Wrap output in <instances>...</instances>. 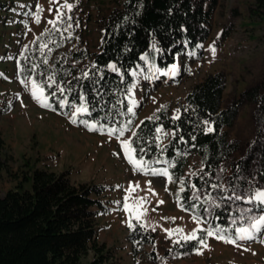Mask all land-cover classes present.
Listing matches in <instances>:
<instances>
[{
  "label": "trees",
  "instance_id": "trees-1",
  "mask_svg": "<svg viewBox=\"0 0 264 264\" xmlns=\"http://www.w3.org/2000/svg\"><path fill=\"white\" fill-rule=\"evenodd\" d=\"M96 3L98 10L104 13L95 20V29L89 25L92 9L87 2L75 6L85 16L78 18V27L70 29L74 38L81 41L98 31L100 39L94 51L88 46H78L68 52L62 50L70 39H64L60 46L49 42L52 51L47 55L48 64L44 65L45 57L40 55L38 44L51 40L59 43L60 40L59 33L47 36L44 32L23 56L29 57V67L32 63L39 64L37 72L44 71L45 77L54 72L57 82L65 88L63 94L57 93V97L50 100L56 111L69 113L72 105L87 102L90 115L81 114L80 119L90 123L99 121L107 127H122L130 118L132 123L134 120L120 112L126 113L130 106L131 93L136 86V77L131 73L144 64L141 57L147 56L156 66L168 68L176 64L177 56L197 52L198 45L209 36L211 8L207 9L200 0H97ZM10 5L0 2V10ZM17 7L21 8V4ZM255 7L254 13L264 19V0H255ZM4 58L9 59V56L2 54L0 48V62ZM111 64L119 71L113 72ZM20 65H25L23 57ZM84 72H88V78H84ZM0 74L4 75L5 70H0ZM25 75L35 74L18 72L21 79ZM259 89L244 91L239 100L249 98L258 102L261 114L255 120V140L242 157H236L241 145L231 141L226 131L234 124L240 102L223 107L225 80L219 73L207 76L186 95L179 106L178 120L173 119L176 114L162 108L152 116H159L158 120L144 118L134 130L137 136H131L138 159L142 156L149 162L159 159L175 163L169 172L184 208L210 220L213 226L232 228L233 218L237 220L236 226L244 224L246 220L241 221L240 214L246 202L229 197L252 195L255 189L264 187V95L259 94ZM60 98L68 101L64 108L59 106ZM158 126L165 132L176 133L174 137H162L166 140L161 145L163 151L154 141ZM209 126L212 132L207 131ZM140 148L145 152L141 153ZM5 150L6 141L0 133V180L7 166ZM255 165L256 179L253 177ZM149 166L168 167L165 163ZM181 181L183 192L180 191ZM193 184L195 189L191 187ZM107 189L96 183L75 184L68 171L57 173L31 167L15 189L4 197L0 195V264H82L90 253L93 259L89 264H113L110 262L112 251L98 238L99 218L112 212L105 201ZM197 189L199 200L192 198ZM213 200L218 207L212 206ZM192 205L198 207L193 209ZM256 208L260 211L264 205ZM205 209L211 215L206 216ZM133 223L138 224L136 220ZM129 239L133 253L138 255L139 247L155 245L157 234L137 226L135 232H130ZM178 249L194 252L192 243ZM151 256L155 259L156 252Z\"/></svg>",
  "mask_w": 264,
  "mask_h": 264
},
{
  "label": "rangeland",
  "instance_id": "rangeland-1",
  "mask_svg": "<svg viewBox=\"0 0 264 264\" xmlns=\"http://www.w3.org/2000/svg\"><path fill=\"white\" fill-rule=\"evenodd\" d=\"M96 1L68 0L74 5V12L69 13L73 17V26H76L78 18L85 16L75 6L87 2L92 9L89 25L95 29V20L104 13L98 10ZM200 1L207 9L211 8L208 38L198 45L195 55L189 53L177 56L178 74L175 77L159 73L154 75V69L150 68V65H154L155 69L163 73L171 66L161 68L152 60L144 61L136 71V86L131 93V99L137 103L131 131L135 130L141 120L152 117L162 108L176 114V109H179L186 95L209 75L219 73L224 77V108L239 104L241 94L254 87L260 88L259 94L264 95V19L254 13L255 0ZM0 2L11 4L9 8L0 10L1 53L13 57L4 58L0 62V70H5L0 78V133L6 141L7 160L6 170L0 180L2 197L17 187L31 167L50 169L57 173L68 171L75 184L96 183L108 188L105 201L112 212L99 218L98 238L100 243H104L112 251L110 262L113 264H264V244L258 241L241 242L243 248L249 249L244 251L243 248L209 237V249L204 250L203 255H197L195 251H180L178 246H184L173 243L178 237L174 235L169 238L164 229L182 228L185 234H189L197 227L206 228L208 225H197L192 219L193 213L181 208L182 202L175 184L168 182L165 177L135 172L115 137L89 131L79 122L71 123V113L66 115L40 107L20 82L22 79L18 76V67L25 54L24 46L27 45L29 49L37 37L51 28L47 20L55 16V11H48L49 0ZM38 3L45 9L40 24L35 23L34 17L25 15V12H35ZM18 4H21V8L17 7ZM15 8L19 11H15ZM74 36H71L62 50L68 52L78 46H88L94 51L99 44L100 34L96 30L84 41ZM211 46L215 47L214 55L210 51ZM145 76L150 78L145 79ZM260 115L258 102L249 98L240 102L234 124L226 128L231 141L241 145L237 158L242 157L248 145L254 142L255 120ZM131 136V132H126L122 139H131ZM253 177L257 178L256 165ZM149 181L152 192L149 191ZM130 183L139 184L140 190L132 194L133 199L129 203L134 204L136 197L147 198V214L142 217V222L150 230L155 228L154 232L157 234L155 245L139 247L141 251L138 255L133 253V245L129 239L132 231L127 226L129 214L123 211L124 197L127 195L125 189ZM260 190H264V187ZM159 201L164 203L160 204ZM246 204L243 211L252 209L254 205ZM253 209L249 215H264L256 205ZM165 217H175V220H166ZM241 226L246 227L247 221ZM153 251L156 252L155 259L151 256ZM92 259L93 253H90L82 264H89Z\"/></svg>",
  "mask_w": 264,
  "mask_h": 264
},
{
  "label": "snow or ice",
  "instance_id": "snow-or-ice-1",
  "mask_svg": "<svg viewBox=\"0 0 264 264\" xmlns=\"http://www.w3.org/2000/svg\"><path fill=\"white\" fill-rule=\"evenodd\" d=\"M50 7L48 8L49 12L55 11V16L52 19L47 20V24L51 26L50 29L46 30L44 35L47 36H54L55 34L59 33L60 40L59 43L56 40L51 41H45L38 44V50L40 52V55L45 57L42 60V63L44 65L48 64L47 55L51 53L52 49L48 47V43L51 42L53 44H56L57 46H60V44L63 43L64 39H71L72 33L70 29L73 28L72 20L73 17L69 14L72 12L74 5L68 0H49ZM45 9L42 5L39 3L36 5V11L35 12H27L25 15L34 17L35 23L40 24L42 21V16ZM76 26L78 27V21L76 23ZM31 31V29H29ZM64 33H68V36L65 37ZM38 41L41 39V37L36 38ZM155 48V45H153ZM200 47H203L200 45ZM45 49H47V52H45ZM24 51H28V46H24ZM210 51L215 54V47L211 46ZM190 55H195V53H190ZM9 59H13V57H9ZM142 60L147 61V56H142ZM23 60L25 61V65H19V61H17L19 67L18 71L20 73H34L35 75H25L24 79H22L20 82L24 84L25 88L29 90L31 98L35 100V102L44 109H50L52 111H56V108L54 107L53 103L50 102V100L53 97H57V93L63 94L65 92V88L61 86L60 83L57 82L55 79V73L49 74L45 77L44 71L37 72V69L40 68V65L37 63H32L31 66H27L29 57L23 56ZM93 68H96V65H92ZM110 69L113 72H118L119 69L116 67L115 64L109 65ZM151 69H154L153 74H163V75H170L172 77H175L178 74V66L176 64H173L171 68L163 73H160L159 69H155L154 65H150ZM142 71V70H141ZM190 72V70H189ZM132 76H137L138 73L136 71H132ZM35 76L43 77L41 80H37ZM84 78H88V72L83 73ZM0 77H3V74H0ZM145 79H149L150 77L145 76ZM30 83V87H29ZM54 87V90H53ZM50 91V95L48 92ZM129 92L131 93V89H129ZM66 105H68V101L66 99L60 98L59 99V106L61 108H64ZM137 107V103L135 100H132L130 102V106L127 107V112H120V115H130V117H135L136 113L134 111V108ZM164 107V106H162ZM72 112L69 115V119L71 123L84 125L89 131L93 132H100L101 134L106 133L109 137H115L116 140L120 142V146L123 150V155L127 159L128 163L133 166V169L135 172L143 173L146 176H153V177H165L167 178L168 182H172V175L169 172V168H174L175 163L170 162L168 160L161 161L159 159L152 160L151 162L146 161L141 158H137L136 152L137 149L133 147V140L132 139H122V137L125 136L126 132H131V135L133 137L137 136V133L134 131H131L132 129V119L130 118L126 123L123 124L122 127H107L104 124H100L99 121L95 122H89L88 120L79 119L78 117L81 114H89V108L87 105V102L83 105L76 106L72 105ZM180 110L176 109V116L173 117V119L178 120L180 118ZM67 115V113H65ZM149 120H158L159 116L149 117ZM143 123V122H141ZM205 124H208V121H204ZM136 127H139L137 125ZM208 132H212L213 128L211 126L207 129ZM176 135L175 132H165L162 126H158L155 128V136L154 141L157 143V147H161L163 140L162 137H168L172 136L174 137ZM137 139H139L137 137ZM164 149L161 147V151ZM140 152L144 153L145 149L140 148ZM179 155V153H177ZM159 164V163H165L168 165V167L165 168H154L150 167L149 164ZM149 183V191L152 192V189L150 187L151 181ZM181 187L180 191H185L183 187V181L180 182ZM117 187H120L117 185ZM193 189L196 188V186L193 184L191 185ZM213 188L217 187V185H212ZM140 190L139 184H129L128 188L125 189L127 195L124 197L123 202V211L127 212L129 214V219L127 222V226L130 230L133 232L136 231L137 226H139L142 230L147 231L146 225L142 222V217L147 214V209L145 208V205L147 204V198L146 197H136V202L134 204H130L129 201L133 199V193H136ZM199 190L197 189L193 195L192 198L199 200ZM155 194V193H153ZM235 199V200H244L246 203L249 204H255L257 207L264 205V190L255 189L253 194L250 196H240V195H234L233 197H229V199ZM179 199V198H178ZM211 199V198H210ZM119 203V202H117ZM160 204H163L164 201H159ZM183 209V204L180 205ZM214 207H218V205L215 204V201L213 200ZM193 209L197 208V205L191 206ZM156 209L154 208L153 211ZM188 210V209H184ZM253 209L249 208L241 212L240 219L241 221H247V226H236L237 220L235 218L232 219L231 223L233 225L232 228H226L221 227L219 225L213 226L212 222L210 220L205 219L204 217H201L198 213L192 216V219L196 222L197 225L201 224H207L208 226L206 228L197 227L193 229L189 234L184 233V229L182 228H175V229H164V231L168 234V237L171 238L174 235L178 238L173 241L174 244L185 246L188 243L193 244V249L195 251V254L197 255H203L204 250L209 249L208 244V238L212 237L215 238L217 241H221L225 244L233 245L237 248H243V244L241 242H250V241H258L262 244H264V215H249L252 213ZM260 211L264 212V208H260ZM206 216L211 215L208 209H205ZM135 219L138 224H133L132 220ZM166 220H175V217H165ZM152 231H155V228L152 229ZM134 243H139V241H134ZM244 251H248V248H243Z\"/></svg>",
  "mask_w": 264,
  "mask_h": 264
}]
</instances>
